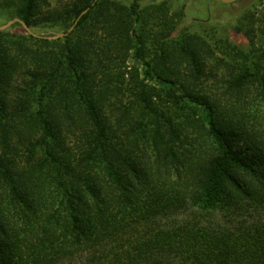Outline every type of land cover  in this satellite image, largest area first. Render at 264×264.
Listing matches in <instances>:
<instances>
[{"label":"trees","instance_id":"1","mask_svg":"<svg viewBox=\"0 0 264 264\" xmlns=\"http://www.w3.org/2000/svg\"><path fill=\"white\" fill-rule=\"evenodd\" d=\"M141 2L0 0L39 36L89 9L0 31V264H264V48Z\"/></svg>","mask_w":264,"mask_h":264},{"label":"rangeland","instance_id":"2","mask_svg":"<svg viewBox=\"0 0 264 264\" xmlns=\"http://www.w3.org/2000/svg\"><path fill=\"white\" fill-rule=\"evenodd\" d=\"M122 4L129 5L134 0H112ZM142 6L151 4L168 3L170 6V16L178 22L175 35L181 33L198 35L205 39L212 46H216L219 40H224L232 45H237L244 50H260L264 48L263 27L264 22V4L260 0H236L233 3L218 2L214 0H141ZM65 4L69 0H64ZM63 4H61L62 6ZM60 6V7H61ZM59 7L53 3L51 8ZM184 12L182 17H179ZM16 16L15 9L0 8V26L13 20ZM254 25V32L248 35L251 26ZM237 27H243V32H238ZM12 34L22 33L20 29L14 28V25L7 29ZM42 37H51L56 34H62L58 28L51 27V24L42 25L37 28ZM52 41V40H51ZM142 68L132 58H129L121 68V73L129 78L130 74ZM213 85H210L212 89ZM217 89V88H215ZM223 91H219L221 94ZM216 220L222 226L233 228L239 221L227 211H219Z\"/></svg>","mask_w":264,"mask_h":264},{"label":"water","instance_id":"3","mask_svg":"<svg viewBox=\"0 0 264 264\" xmlns=\"http://www.w3.org/2000/svg\"><path fill=\"white\" fill-rule=\"evenodd\" d=\"M214 1L225 2V3H233V2H235L236 0H214ZM88 11H89V9H87L86 11H84V12L82 13V15L79 17V19H80L83 15H85ZM79 19H78V20L75 22V24H74V25L68 30V32H66V33H62V34H56V35H54V36H51V37H44V38L47 39V40H58V39H63V38L68 37V36L72 33V31L74 30V28H75V26L77 25ZM17 23H18V24H21L22 27L24 28V30H25L28 34L33 35V36H35V37L43 38L42 36H39V35H37V34H34V33L31 31V29L29 28V26H28L25 22H23L21 19H19V18H15V19L9 21L8 23H6V24L0 26V31H5V30L9 29L10 27H12L13 25H15V24H17Z\"/></svg>","mask_w":264,"mask_h":264}]
</instances>
